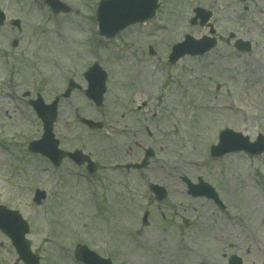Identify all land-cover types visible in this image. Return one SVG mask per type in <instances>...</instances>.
I'll return each instance as SVG.
<instances>
[{"label": "rangeland", "instance_id": "1", "mask_svg": "<svg viewBox=\"0 0 264 264\" xmlns=\"http://www.w3.org/2000/svg\"><path fill=\"white\" fill-rule=\"evenodd\" d=\"M60 1L67 12L53 13L44 0H2L8 17H23L20 32L3 27L9 39L0 32V205L16 208L28 221L41 264H79L73 257L78 243L113 264H227L232 255L243 264H264V154L209 155L225 128L251 140L264 135V0H159L153 18L110 39L98 34L100 0ZM198 6L212 13L216 47L168 63L171 45L184 34L208 33L190 24ZM13 32L21 40L14 51L8 48ZM230 33L250 41L251 49L237 52L227 43ZM94 62L107 73L103 107L99 111L82 90L62 101L55 132L63 144L72 138L66 121L103 115L106 125L121 120V137L103 132L86 138L81 125L73 131V146L84 143L101 157L98 147L113 142L115 154L105 150V156L124 163L139 160L136 142L146 147L159 138L147 178L105 171L99 211L88 200L92 186L71 175L68 163L55 169L28 152V141L42 130L23 96L42 86L60 92L65 75L84 84L82 74ZM183 177L213 186L224 208L189 195ZM149 183L164 187L167 197L147 202L142 195L149 194ZM35 188L47 193L40 205L32 200ZM16 258L0 232V263L19 264Z\"/></svg>", "mask_w": 264, "mask_h": 264}, {"label": "water", "instance_id": "2", "mask_svg": "<svg viewBox=\"0 0 264 264\" xmlns=\"http://www.w3.org/2000/svg\"><path fill=\"white\" fill-rule=\"evenodd\" d=\"M48 2L54 9H56L55 4L51 3L54 2V0H48ZM156 7L157 0H104L100 3L97 12L99 32L101 35L111 37L131 23L142 22L153 16ZM200 11V9H197V16H203L201 17V23H203L208 14L204 16L205 14ZM212 45L213 44L210 42H203L201 40L196 41L190 36H186L184 42L173 46L170 61L174 62L179 56L185 53L201 54L208 50ZM86 78L89 86L87 95L92 98L96 104H100L101 96L104 91L105 74L101 71L98 65L95 64L86 73ZM34 107L43 121L44 133L39 141H33L30 143V150L40 152L49 158L54 159L57 151V140L53 138L52 134V124L55 120V112L52 106L46 108L34 105ZM237 150H246L253 154L261 153L264 151V138L259 135L256 142L249 143L246 138L241 136V134L226 130L220 135L218 145L211 148V154L213 156H221L225 153ZM68 155L75 158L76 161L82 162V159H80L79 156V151L76 153H68ZM138 166L140 167L141 165ZM189 187L190 189L193 188L200 190L206 186L200 183L197 186L189 185ZM155 192L157 193L158 198L165 196L163 188L156 189ZM193 194H203L216 198L215 193L209 187H207V191H197L193 192ZM41 197H43V193H38L36 200L39 201ZM0 229L11 238L21 259L27 264H37V260L29 251V241L25 239V234L28 232V225L17 211L9 210L3 206L0 207ZM83 248L84 246H80L81 250H83ZM93 255H78V258H81L88 264H110L108 260L99 259L97 256ZM229 262L230 264H240V260L236 258H230Z\"/></svg>", "mask_w": 264, "mask_h": 264}, {"label": "flooded vegetation", "instance_id": "3", "mask_svg": "<svg viewBox=\"0 0 264 264\" xmlns=\"http://www.w3.org/2000/svg\"><path fill=\"white\" fill-rule=\"evenodd\" d=\"M24 95H25V96H28L29 93H28V92H25ZM56 95H57V93H56V90L54 89V90H52V92H50V94L48 95V97H49L50 99H52V98L55 97ZM51 97H52V98H51ZM29 98H30V97H29ZM149 136H151V135L149 134Z\"/></svg>", "mask_w": 264, "mask_h": 264}]
</instances>
